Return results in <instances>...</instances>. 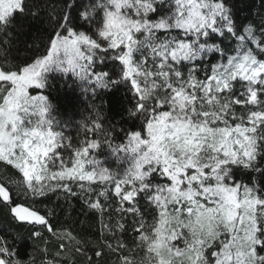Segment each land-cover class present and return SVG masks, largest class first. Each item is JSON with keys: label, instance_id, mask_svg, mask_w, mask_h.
Returning a JSON list of instances; mask_svg holds the SVG:
<instances>
[{"label": "snow or ice", "instance_id": "obj_1", "mask_svg": "<svg viewBox=\"0 0 264 264\" xmlns=\"http://www.w3.org/2000/svg\"><path fill=\"white\" fill-rule=\"evenodd\" d=\"M0 167V264H264V0H0Z\"/></svg>", "mask_w": 264, "mask_h": 264}, {"label": "trees", "instance_id": "obj_2", "mask_svg": "<svg viewBox=\"0 0 264 264\" xmlns=\"http://www.w3.org/2000/svg\"><path fill=\"white\" fill-rule=\"evenodd\" d=\"M4 169L2 167H0V172H2ZM6 212V209L4 210Z\"/></svg>", "mask_w": 264, "mask_h": 264}]
</instances>
